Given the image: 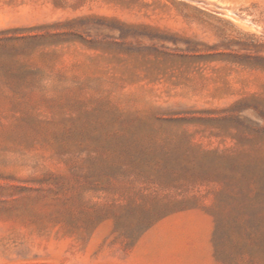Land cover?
<instances>
[{"label": "rangeland", "instance_id": "1", "mask_svg": "<svg viewBox=\"0 0 264 264\" xmlns=\"http://www.w3.org/2000/svg\"><path fill=\"white\" fill-rule=\"evenodd\" d=\"M0 264H264V0H0Z\"/></svg>", "mask_w": 264, "mask_h": 264}, {"label": "bare ground", "instance_id": "2", "mask_svg": "<svg viewBox=\"0 0 264 264\" xmlns=\"http://www.w3.org/2000/svg\"><path fill=\"white\" fill-rule=\"evenodd\" d=\"M224 9H226V8H224ZM227 10V9H226Z\"/></svg>", "mask_w": 264, "mask_h": 264}]
</instances>
